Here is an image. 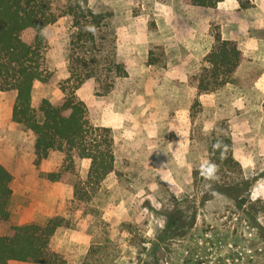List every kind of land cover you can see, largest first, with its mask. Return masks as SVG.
I'll return each instance as SVG.
<instances>
[{
  "label": "rangeland",
  "instance_id": "1",
  "mask_svg": "<svg viewBox=\"0 0 264 264\" xmlns=\"http://www.w3.org/2000/svg\"><path fill=\"white\" fill-rule=\"evenodd\" d=\"M249 1L242 8L237 0L213 7L193 0H52L59 14L75 5L103 14L104 26L96 30L99 68L117 62L127 72L113 80L109 92L104 75L76 90L90 123L111 129L116 162L88 201L74 198L73 187L86 179L89 168L78 156L66 182L47 188L61 196L56 204L64 218L61 227L75 239L63 246L66 254H59L68 263L88 257V264H143L157 255L158 233L171 229L186 232L165 240L170 248L185 249L184 264H231L227 255L233 240L250 238L254 229L231 199L203 204L206 187L193 176L207 165L210 145L220 137L232 139L240 164L234 176L248 180L249 198L258 202L254 215L264 224V0ZM223 28L238 40L244 58L227 84L199 93L205 57ZM74 30L70 15L44 29L52 77L35 83L33 106L42 99L57 104L72 91ZM55 155L53 161L63 166L65 155ZM24 200L10 203L13 213L0 221V234L13 220L44 224L53 218L32 207L38 220H31L32 199ZM19 205L23 212L17 215Z\"/></svg>",
  "mask_w": 264,
  "mask_h": 264
},
{
  "label": "trees",
  "instance_id": "2",
  "mask_svg": "<svg viewBox=\"0 0 264 264\" xmlns=\"http://www.w3.org/2000/svg\"><path fill=\"white\" fill-rule=\"evenodd\" d=\"M221 1L193 0V4L213 7ZM237 1L242 8L250 6L249 0ZM65 15L72 17L75 29L70 42L69 65V81L75 85L61 102L54 104L42 99L33 106L35 83L49 82L52 77L46 64L48 42L43 31ZM104 20L103 14L81 5L69 6L59 14L53 8L52 0H0V91L17 92L12 120L35 135V165L39 166L51 151L65 155L64 165L46 174L49 181L66 182L75 156L89 161L86 179L73 187L74 198L79 202L91 199L92 193L114 171L116 162L111 129L91 124L85 103L76 96V90L86 80L98 75L105 77L106 92L112 89L114 79L127 76L125 68L117 62L99 68L96 30L104 26ZM215 41V47L205 57L206 74L197 81L199 93L212 92L227 84L243 60L236 42L222 39L221 34H216ZM237 168L240 169V164L233 154L232 139L215 138L209 148L208 163L203 169L194 171V181L206 187L201 195L203 204L217 197L231 199L245 215L249 227L254 229L250 238L233 240L227 255L231 264H264V224L257 222L254 215L258 202L249 198L251 186L248 180L234 176ZM13 180L12 173L0 163V221L10 219ZM63 223L64 218L53 217L44 224L11 225L0 236V264L11 261L71 264L49 247L52 236ZM171 231L162 229L158 233L157 255L143 264H181L185 249L170 248L165 240L184 236L186 232L174 234ZM189 249L188 246L186 250ZM73 264H88V257Z\"/></svg>",
  "mask_w": 264,
  "mask_h": 264
},
{
  "label": "crops",
  "instance_id": "3",
  "mask_svg": "<svg viewBox=\"0 0 264 264\" xmlns=\"http://www.w3.org/2000/svg\"><path fill=\"white\" fill-rule=\"evenodd\" d=\"M222 30V39L238 41L234 35H226L224 28ZM238 48L242 51L239 45ZM16 96L17 92L15 90L0 91V163H2L14 176V180L11 184L13 194L10 203L15 202L16 199H32L29 207H31V220L34 221L38 219L35 212L36 210H32V207L36 209H45V213H48L47 217H59L58 215L62 214L60 212L61 210H58L56 204L61 200V196L55 194V192H49L47 188L59 187L56 185L60 182L49 181L46 178V174L53 170L60 169L62 167V162H54L56 151H51L47 159L43 160L39 166L35 165V135L12 120V109L15 104ZM21 207L23 206L19 205L15 211L17 215L23 212ZM11 213L13 212H10V218L12 216ZM12 223L13 225H23L25 221L13 220ZM5 233L0 234V236ZM71 239L73 238H71L69 232L59 227L52 236L49 247L57 254H66L62 248L64 245L69 244ZM73 240L75 241V239ZM54 241H59V244L55 246V243H53ZM75 246L78 245L75 244ZM73 251L75 254L79 253L78 251L76 252V250ZM27 263L29 262H9V264Z\"/></svg>",
  "mask_w": 264,
  "mask_h": 264
}]
</instances>
